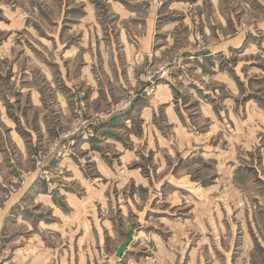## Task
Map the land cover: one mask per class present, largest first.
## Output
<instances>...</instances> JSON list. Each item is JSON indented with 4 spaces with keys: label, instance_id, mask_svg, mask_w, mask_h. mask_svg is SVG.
<instances>
[{
    "label": "rangeland",
    "instance_id": "rangeland-1",
    "mask_svg": "<svg viewBox=\"0 0 264 264\" xmlns=\"http://www.w3.org/2000/svg\"><path fill=\"white\" fill-rule=\"evenodd\" d=\"M239 1L0 0V264H264L218 236L225 207L231 220L240 202L264 201V8ZM172 21L168 42L157 29ZM254 23L257 48L226 57L235 89L208 85L218 116L190 103L176 129L165 98L142 114L162 85L186 95L188 53ZM174 60L171 80L157 78ZM232 172H256L255 187Z\"/></svg>",
    "mask_w": 264,
    "mask_h": 264
},
{
    "label": "crops",
    "instance_id": "crops-1",
    "mask_svg": "<svg viewBox=\"0 0 264 264\" xmlns=\"http://www.w3.org/2000/svg\"><path fill=\"white\" fill-rule=\"evenodd\" d=\"M212 2H216L217 4L220 3L222 0H211ZM185 8L188 7V5L191 4V2L186 1ZM240 6L242 8H246L249 12H255V9L258 8V2L261 3L259 7L264 8V2L262 0H240ZM253 3L255 5H253ZM152 4V3H151ZM219 5V4H218ZM191 6V5H190ZM169 9H172V4L169 5ZM187 9V8H186ZM217 17L220 18L221 21L224 20V11H219V8L216 10ZM185 21V25L193 26V19L192 14H185V17L183 18ZM255 20V18H254ZM178 24V21H172L171 24L161 25L157 29L158 33H161L159 37L162 38V35H166V32H169L168 35V42H173L172 36H170V32L173 31ZM237 28L238 33H242L243 30L241 29V26H238ZM190 28V27H189ZM193 28V27H192ZM207 28L211 29V26L208 25ZM264 28V26H263ZM262 28V29H263ZM257 26L255 23L249 24L248 28H244L245 34L243 36L239 35L238 37L231 38L229 40H223L219 41L217 40L215 43H211L209 46H207L208 50H204L203 52H191L186 55V65L190 67V70L182 69L179 72H177V79H179L180 83L183 80L184 82V89L186 90L185 96L179 95L181 90L179 89H173L172 86H169L168 84L162 85L163 88L162 91L159 93V96L155 97H148L151 106L147 104V106H144L143 110L141 111L142 114L146 113L147 117H151V115L155 114V106L159 104H165L166 106V114H167V120L169 123L174 124L176 129L186 127L184 126V121L186 118H184V114L187 113L185 110V106H188L190 103H195L196 108H198L201 113H207L210 115V117L214 118L215 116H218V112H216V102L219 100V94L217 91L212 90L208 85L210 86L215 81H221L223 83L227 82L229 83L233 89H235L236 81L234 80V71L237 67H227L225 64L226 57H228L229 53H232L233 50L240 49L241 47L244 48L246 53V50L257 48L256 41L254 39V35L256 34ZM249 30V38L246 36V31ZM210 32L212 31L209 30ZM219 30L216 28L214 31L215 36H219ZM264 31V29H263ZM164 33V34H163ZM264 35V32H262ZM170 37V38H169ZM222 36H220L221 38ZM147 40H143L142 38L137 41L139 44L138 47L143 49L146 47L144 42ZM155 43H159L158 39L155 41ZM264 46V43H263ZM163 47V46H161ZM160 47V48H161ZM73 49H76V45H72ZM209 48H212L210 50ZM260 52V51H259ZM159 55L158 51H155V57ZM136 61L138 63L141 62L140 58L136 57ZM89 70V69H88ZM144 67L140 69V72L143 73ZM87 73V72H86ZM236 73V71H235ZM239 75L238 73L236 74ZM89 79V77L87 76ZM192 84L195 85V87H190ZM158 92V91H157ZM158 94V93H156ZM155 94V95H156ZM165 98V100H161L160 102L156 101V99ZM232 105L236 104L235 98L231 97ZM186 100H188L186 102ZM252 99L248 100L246 108H252L254 112L257 113L260 111L262 112V106L259 105L256 101H251ZM148 109L147 111H145ZM179 109V110H178ZM226 109V108H225ZM231 110V108H228ZM230 110L228 112L229 115H231ZM222 112L219 111V113ZM145 115H142V118L145 119ZM158 141L160 143V139L158 138ZM241 173V174H240ZM256 172H232V178L233 181L236 182L237 179L241 175H247L248 177L254 176ZM253 187H255L254 179L252 178ZM264 196V195H263ZM237 207V206H236ZM238 211L234 212L233 218L230 220L228 217V208H224L226 211L224 212V216L220 217L218 216V223L221 228H219L218 236L220 235V238L225 239L227 238L225 235L231 233V241L232 244L236 245V254L239 257H264V201L259 200L256 198V196L252 197L251 200H246L244 202H240L239 206L237 207ZM222 220V222H220ZM184 225H187V223L190 221L188 218H184ZM201 230H202V237L201 239L203 241H208L210 238L208 236V228L203 227L204 224H201ZM230 227V229H228ZM232 231V232H231ZM210 233V232H209ZM183 238V237H182ZM219 249V248H218ZM222 250L229 251L225 247H221ZM230 252V251H229ZM229 252H224L223 254L228 255ZM253 258V257H252ZM247 264H251L250 259L247 261Z\"/></svg>",
    "mask_w": 264,
    "mask_h": 264
},
{
    "label": "built area",
    "instance_id": "built-area-1",
    "mask_svg": "<svg viewBox=\"0 0 264 264\" xmlns=\"http://www.w3.org/2000/svg\"><path fill=\"white\" fill-rule=\"evenodd\" d=\"M177 60H174L173 63H169L166 67L162 68L157 74H159V77L157 78H161V79H165V80H171L172 78V70L173 68H176L175 66H173L174 64H176ZM173 66V67H171ZM155 76V75H154ZM153 76V77H154ZM157 87V85H153L152 89L150 90V93L152 91H154V88ZM148 92V91H147ZM131 105V102H129L122 110L127 109L129 106Z\"/></svg>",
    "mask_w": 264,
    "mask_h": 264
},
{
    "label": "water",
    "instance_id": "water-1",
    "mask_svg": "<svg viewBox=\"0 0 264 264\" xmlns=\"http://www.w3.org/2000/svg\"><path fill=\"white\" fill-rule=\"evenodd\" d=\"M133 239V232L131 231L127 237V239L125 240V242H123L121 244V246L118 248L117 250V256L121 257L125 252L126 250L128 249L131 241Z\"/></svg>",
    "mask_w": 264,
    "mask_h": 264
}]
</instances>
